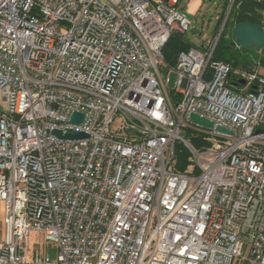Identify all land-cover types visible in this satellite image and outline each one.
<instances>
[{
    "label": "built area",
    "instance_id": "built-area-1",
    "mask_svg": "<svg viewBox=\"0 0 264 264\" xmlns=\"http://www.w3.org/2000/svg\"><path fill=\"white\" fill-rule=\"evenodd\" d=\"M177 3L0 0V264H264V68L231 76L216 41L167 64Z\"/></svg>",
    "mask_w": 264,
    "mask_h": 264
},
{
    "label": "trees",
    "instance_id": "trees-1",
    "mask_svg": "<svg viewBox=\"0 0 264 264\" xmlns=\"http://www.w3.org/2000/svg\"><path fill=\"white\" fill-rule=\"evenodd\" d=\"M228 0H224V7ZM232 9L226 17L221 33L217 38L215 48L212 54L213 60L222 61L231 67V76L237 70L254 71L259 67H264V56L259 57L256 49L241 48L235 43L233 29L239 23H252L260 26L264 31V1L263 0H235ZM223 21L221 15L216 32ZM189 48L200 49L201 46L195 47L185 41L182 37L172 36L162 49V55L165 62L174 63L179 52ZM186 139L194 149H202L206 146L203 137L194 132H186ZM176 163L175 169L179 172H185L188 169V153L185 148L178 144L176 146ZM191 170V169H190Z\"/></svg>",
    "mask_w": 264,
    "mask_h": 264
},
{
    "label": "rangeland",
    "instance_id": "rangeland-1",
    "mask_svg": "<svg viewBox=\"0 0 264 264\" xmlns=\"http://www.w3.org/2000/svg\"><path fill=\"white\" fill-rule=\"evenodd\" d=\"M223 7L224 0H178L175 8L190 20V30L186 31L182 38L195 47L207 46L209 43L217 41L232 5L228 1L226 7L224 9ZM221 15L223 16V21L218 28V32L215 33ZM250 48L255 49L254 47ZM257 52L259 57L264 56V52L260 50ZM166 63L169 64L168 62ZM161 76L169 77L167 88L172 91L175 81L174 73L168 72L164 67L161 69ZM35 253L40 258L45 256L49 260L55 261L58 255L57 244L46 241L42 234L31 232L28 235L27 261H31ZM233 264H240V260L236 259Z\"/></svg>",
    "mask_w": 264,
    "mask_h": 264
},
{
    "label": "water",
    "instance_id": "water-1",
    "mask_svg": "<svg viewBox=\"0 0 264 264\" xmlns=\"http://www.w3.org/2000/svg\"><path fill=\"white\" fill-rule=\"evenodd\" d=\"M233 36L235 43L241 48L254 47L257 51L264 52V31L263 29L255 24L244 22L237 24L233 29ZM239 84L243 85L244 81H239ZM191 120L200 126L211 128L212 124L196 115L190 116ZM83 120V115L79 113H73L70 117V121L75 124H80ZM219 131L223 129L218 128ZM54 136L63 140H79L84 139L87 136L81 132H75L73 134L61 135L59 131L54 130L51 132Z\"/></svg>",
    "mask_w": 264,
    "mask_h": 264
}]
</instances>
